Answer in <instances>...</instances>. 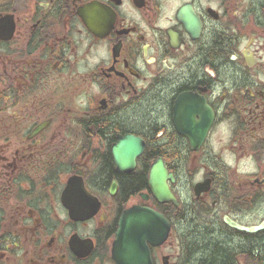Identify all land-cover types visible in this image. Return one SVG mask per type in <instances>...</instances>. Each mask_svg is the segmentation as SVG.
Instances as JSON below:
<instances>
[{"label": "flooded vegetation", "instance_id": "af4514ba", "mask_svg": "<svg viewBox=\"0 0 264 264\" xmlns=\"http://www.w3.org/2000/svg\"><path fill=\"white\" fill-rule=\"evenodd\" d=\"M219 252L264 264V0H0V264Z\"/></svg>", "mask_w": 264, "mask_h": 264}, {"label": "water", "instance_id": "95a60500", "mask_svg": "<svg viewBox=\"0 0 264 264\" xmlns=\"http://www.w3.org/2000/svg\"><path fill=\"white\" fill-rule=\"evenodd\" d=\"M162 174L159 167L155 168L151 173V181L155 189L154 193L157 196H161L163 200H169L175 204L173 195L162 180ZM125 221V224L121 227L116 246L117 248L123 247L128 252V259H137L143 253H149L148 245L159 246L168 238L170 224L156 212H147L146 222L143 224L137 223L140 220H135L132 217V212L127 214ZM141 228L146 229L147 234L146 236H138L137 240H135L134 232H138ZM125 233L127 234V239H125ZM140 260L142 261L143 258ZM147 262L150 264L149 258Z\"/></svg>", "mask_w": 264, "mask_h": 264}, {"label": "trees", "instance_id": "16d2710c", "mask_svg": "<svg viewBox=\"0 0 264 264\" xmlns=\"http://www.w3.org/2000/svg\"><path fill=\"white\" fill-rule=\"evenodd\" d=\"M209 246H205L204 248H203V250H201L203 253H208L209 252ZM213 262V264H233L231 261H225V258H224V256L219 252V253H217V255L215 256V258H214V260L212 261Z\"/></svg>", "mask_w": 264, "mask_h": 264}]
</instances>
